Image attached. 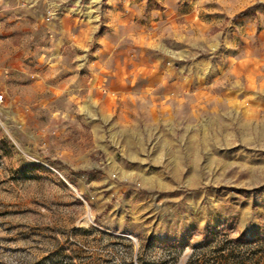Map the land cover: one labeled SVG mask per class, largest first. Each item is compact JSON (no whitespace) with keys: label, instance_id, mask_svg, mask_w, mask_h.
Masks as SVG:
<instances>
[{"label":"rangeland","instance_id":"374dc122","mask_svg":"<svg viewBox=\"0 0 264 264\" xmlns=\"http://www.w3.org/2000/svg\"><path fill=\"white\" fill-rule=\"evenodd\" d=\"M0 264H264V0H0Z\"/></svg>","mask_w":264,"mask_h":264},{"label":"built area","instance_id":"2783aa9c","mask_svg":"<svg viewBox=\"0 0 264 264\" xmlns=\"http://www.w3.org/2000/svg\"><path fill=\"white\" fill-rule=\"evenodd\" d=\"M1 100H2V96L0 95V102H1Z\"/></svg>","mask_w":264,"mask_h":264}]
</instances>
